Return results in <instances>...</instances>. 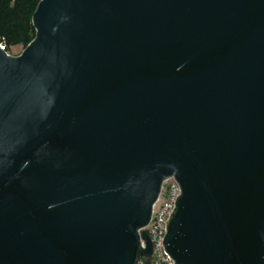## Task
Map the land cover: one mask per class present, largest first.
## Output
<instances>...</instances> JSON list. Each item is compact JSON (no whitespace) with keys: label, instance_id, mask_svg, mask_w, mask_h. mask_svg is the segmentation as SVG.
Returning a JSON list of instances; mask_svg holds the SVG:
<instances>
[{"label":"water","instance_id":"water-1","mask_svg":"<svg viewBox=\"0 0 264 264\" xmlns=\"http://www.w3.org/2000/svg\"><path fill=\"white\" fill-rule=\"evenodd\" d=\"M32 23L0 46V264L150 258L170 177L176 264H264V0H41Z\"/></svg>","mask_w":264,"mask_h":264},{"label":"built area","instance_id":"built-area-1","mask_svg":"<svg viewBox=\"0 0 264 264\" xmlns=\"http://www.w3.org/2000/svg\"><path fill=\"white\" fill-rule=\"evenodd\" d=\"M0 46L5 49L3 43ZM180 194L181 188L175 177H170L163 182L160 196L153 206L150 223L139 231V233L146 231L151 237L153 252L150 258L139 257L136 264H146L148 260L150 264H176L166 251L163 241L168 232L167 224L170 223V216L176 207V200ZM141 246L146 248V243L142 239Z\"/></svg>","mask_w":264,"mask_h":264},{"label":"trees","instance_id":"trees-1","mask_svg":"<svg viewBox=\"0 0 264 264\" xmlns=\"http://www.w3.org/2000/svg\"><path fill=\"white\" fill-rule=\"evenodd\" d=\"M41 0H0V42L6 51L14 45L26 47L36 36L33 15Z\"/></svg>","mask_w":264,"mask_h":264},{"label":"rangeland","instance_id":"rangeland-1","mask_svg":"<svg viewBox=\"0 0 264 264\" xmlns=\"http://www.w3.org/2000/svg\"><path fill=\"white\" fill-rule=\"evenodd\" d=\"M26 48L25 45H14V46H11L8 50V54L9 55H12V56H18L20 55L24 49Z\"/></svg>","mask_w":264,"mask_h":264}]
</instances>
